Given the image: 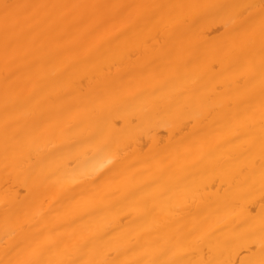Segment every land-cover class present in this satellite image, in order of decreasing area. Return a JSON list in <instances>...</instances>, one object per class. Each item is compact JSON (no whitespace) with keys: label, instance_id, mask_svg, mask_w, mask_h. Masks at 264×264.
Segmentation results:
<instances>
[{"label":"bare ground","instance_id":"obj_1","mask_svg":"<svg viewBox=\"0 0 264 264\" xmlns=\"http://www.w3.org/2000/svg\"><path fill=\"white\" fill-rule=\"evenodd\" d=\"M261 3L0 0V264H258Z\"/></svg>","mask_w":264,"mask_h":264},{"label":"snow or ice","instance_id":"obj_2","mask_svg":"<svg viewBox=\"0 0 264 264\" xmlns=\"http://www.w3.org/2000/svg\"><path fill=\"white\" fill-rule=\"evenodd\" d=\"M26 7L23 5H11L5 3L2 8H3V20L5 25L7 26L9 23L15 21L18 16L20 15V9ZM191 7H198L197 5H192ZM248 7L251 6H242V11L241 15H243V11L246 10ZM260 15H261V23L264 25V0H262V3L260 5ZM262 39H264V31H262ZM262 150H264V137H262ZM262 181H264V172H262ZM175 264V262H174ZM258 264H264V257H262L259 261Z\"/></svg>","mask_w":264,"mask_h":264}]
</instances>
